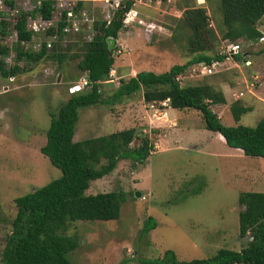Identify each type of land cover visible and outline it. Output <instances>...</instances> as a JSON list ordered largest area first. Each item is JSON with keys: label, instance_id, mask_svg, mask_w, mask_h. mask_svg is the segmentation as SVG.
Masks as SVG:
<instances>
[{"label": "rangeland", "instance_id": "374dc122", "mask_svg": "<svg viewBox=\"0 0 264 264\" xmlns=\"http://www.w3.org/2000/svg\"><path fill=\"white\" fill-rule=\"evenodd\" d=\"M186 1L182 0L185 4ZM191 1L198 5L197 0ZM199 1L211 15L210 26L218 30L222 23L217 1ZM167 5H173V1ZM156 11L162 13L152 8V12ZM165 11L161 17L156 16L157 12L139 16L146 22L168 27V34L150 35L138 24H134L141 29L137 35L130 36L122 29L121 37L131 40V47L116 46L114 58L128 55L132 61L144 57L162 59L152 67L157 72L187 61L190 56L184 33L188 31L183 32L172 8H169L171 13ZM257 26L264 34V16ZM70 39L66 44H80L75 37ZM239 39L240 49L251 56L252 69L264 82V42ZM220 40L214 43L211 54L216 55ZM68 53L73 54L74 50ZM78 60L67 58L59 65L55 59L46 58L27 65L12 78L0 75L3 82L0 90L7 83L6 89L10 91L0 93V257L10 221L16 213L14 198L61 175L40 147L46 141L49 113L56 112L69 96L67 88L73 81L70 79L79 80L83 76L77 67ZM140 64L137 63L141 68ZM147 66L151 67L146 64L144 70ZM226 66L220 73L204 76L191 65L182 78L183 85L209 83L222 91L244 89L246 95L240 101L251 110L237 122L229 111L228 96L229 104L211 105V108L226 125L254 126L264 116V101L260 99L264 95L258 78L255 82L250 68L238 62ZM117 75V71L113 72L108 76L109 81L100 84L102 102L78 109L74 140L135 127L148 133L154 147L145 162L134 164L130 159H120L112 172L90 182L86 193L121 188L126 199L117 219L76 220L68 225L66 233L78 239V246L69 254L70 260L73 264H147L144 261L162 259L167 249L173 250L178 260L208 258L219 248L240 250L248 237L239 236L238 212L242 205L238 203V194L250 190L264 192V158L244 155L241 149L223 144V137L207 129L194 108L169 109L170 119L152 128L149 119L154 122L157 119L146 108L141 89L113 99L119 85ZM251 83L257 84L252 87ZM150 129L158 130L153 133ZM138 143L139 138H135L131 145ZM137 191L140 196L136 195ZM149 216L154 217L156 226L142 234Z\"/></svg>", "mask_w": 264, "mask_h": 264}, {"label": "trees", "instance_id": "16d2710c", "mask_svg": "<svg viewBox=\"0 0 264 264\" xmlns=\"http://www.w3.org/2000/svg\"><path fill=\"white\" fill-rule=\"evenodd\" d=\"M52 0H42V11L50 12ZM130 7L131 0H125ZM155 2L157 0H150ZM166 2V0H159ZM182 1V0H181ZM221 12L222 26L218 30L210 26V13L207 8L194 1L187 0L178 24L187 29L184 41L190 58L184 63L173 64L163 72L138 71L134 76L119 79L113 99H120L137 90H142L143 100H163L170 98L175 109L194 108L199 111L207 129L219 133L231 149H241L244 155L264 158V116L254 126L235 124L226 125L212 111L211 105L219 106L225 102L224 94L209 83L183 85L178 75L198 61H210L222 58L213 55L214 43L218 39L238 38L256 42L262 36L258 21L264 16V0H216ZM215 2V0H214ZM216 3V4H217ZM122 11L117 12L111 22L104 27L100 23L90 42L55 44L51 50L40 49L37 52L19 50L17 60L23 66L6 69L0 63V75L7 78L15 76L31 63L43 59H55L59 65L67 58H79L77 67L88 79L85 90L69 93L67 99L56 112H50V123L46 130V141L40 147L41 153L51 164L61 171V175L39 188L14 198L16 213L10 221V231L6 234L1 252L0 264H73L69 254L78 246L76 236L68 235V225L76 220L109 221L120 215L121 205L126 199L123 189L106 192L86 193L90 182L112 172L120 159H130L133 163H143L151 154L154 144L148 133L135 127L116 130L106 135L74 140L78 109L95 105L103 101L100 84L108 80L114 65L113 46L108 50L106 38H117L123 28ZM0 23V32L3 24ZM19 39L30 37L25 30L24 20L16 24ZM173 32L172 36H175ZM17 49V46H15ZM74 50L69 55L70 50ZM2 52L7 47L0 45ZM63 50V51H62ZM249 56L245 51L236 56L242 60ZM253 63V60H252ZM258 76V84H263ZM253 76V75H252ZM70 80L77 81V77ZM257 83H255L256 85ZM254 85V86H255ZM246 95V92H245ZM229 106V111L237 122L241 115L251 110L240 99ZM209 99L210 101H206ZM146 126V125H145ZM155 128V127H152ZM158 129H150L157 132ZM139 138L137 145H131ZM238 203L242 209L238 212L240 237H248L240 250L219 248L208 258L178 260L173 250L167 249L162 259L144 261L147 264H264V192L242 191L238 194ZM156 226L153 216H149L142 228V234ZM252 237V239H249Z\"/></svg>", "mask_w": 264, "mask_h": 264}, {"label": "built area", "instance_id": "2783aa9c", "mask_svg": "<svg viewBox=\"0 0 264 264\" xmlns=\"http://www.w3.org/2000/svg\"><path fill=\"white\" fill-rule=\"evenodd\" d=\"M131 1L132 4L127 8L125 0H52L50 12L46 14L42 11V0H0V23L5 22L0 32V45L7 47L6 52L0 50V62L6 69L13 66L22 67L23 61L17 60L19 50L28 52H37L42 48L51 50L55 44H65L74 37L79 42H90L97 31L99 22H104V26H107L119 11H122L121 20L125 26L137 23L145 27L144 31L150 33L153 29L159 28L156 23L144 22L142 18L138 17L135 4H144L146 0ZM197 1L199 2V0ZM20 19L24 20L26 31L31 33L29 38L22 40L19 39L16 28ZM259 42H264V34L259 38ZM242 52L237 40L223 38L216 50V54L221 55L222 58L196 62L193 64V68L200 75L206 76L222 72L227 68L226 64L230 62L235 64L238 62L249 67L252 63L249 58L236 60V56ZM113 72L114 70H111L110 73ZM12 77L10 76V78ZM252 78L256 82L258 76L254 74ZM254 85L255 83H251L252 87ZM87 86L88 79L83 75L79 81L68 86V92L74 93ZM231 95L233 100L239 99L245 95V90L232 89ZM145 104L157 119V122L149 119L150 126L157 127L162 122L169 120L167 108L170 106V100L168 97L163 100H152Z\"/></svg>", "mask_w": 264, "mask_h": 264}, {"label": "crops", "instance_id": "0c3cea01", "mask_svg": "<svg viewBox=\"0 0 264 264\" xmlns=\"http://www.w3.org/2000/svg\"><path fill=\"white\" fill-rule=\"evenodd\" d=\"M170 1H173V5H171L172 7L167 5V3H169ZM170 1L166 0V2H161V1L157 0L155 2H152L150 0H146V3H144V4L143 3H136L135 7L138 10V17H140L139 16L140 14L148 16L150 14L156 13L157 11L156 12H152V8H156V10L162 12L161 14H159L158 12L156 13V16L161 17V16L164 15V12H166L165 9H167L169 11V8H172L173 16H177V18L179 19L181 17L182 12H183V10L185 9L186 6L184 5V3L181 0H170ZM141 4H143V5H141ZM150 7H152V8H150ZM169 13H171V12L169 11ZM144 22H146V21L144 20ZM134 24H137V23H130L128 26L123 25L122 29L125 30L124 33H127L130 36L137 35L138 34V30L141 31L142 26H141V29H139L138 27L134 26ZM156 24L159 26V28H156L157 30L155 29L154 31H152L150 33V35L153 34V33H154L153 35H156V36H164V34H168V33H166V30H169L168 27L164 26L161 23H156ZM162 28L165 31H162L161 30ZM121 30L118 33V37L115 39L114 46L115 47L116 46H120V47H123V48L128 47V46L131 47V40L121 37V34H122ZM122 39H123V41H122ZM249 58H250L251 61L253 60L251 57H249ZM148 60H150V61L148 62ZM161 60L162 59H158L157 60V59L152 58V57L147 59V57H144V58H141V59L139 58L136 61H132V58L127 55V56L118 58V60L114 58L113 69H114V72L115 71L118 72L117 78H118V83H119V79H122V78H126L127 79L129 77L134 76L138 71L144 70L146 64L151 66L150 67L151 69L147 66L148 68L145 71H153V72L159 73V72H157L155 70H152L153 69L152 67H156L157 65H159ZM138 62L142 63V64H140L141 68L137 65ZM252 66H253V63H252ZM129 67H130V69L128 71ZM123 70H125V73L123 72ZM185 72H186V70H185ZM193 78H195V77H193ZM0 83H3V82L0 81ZM6 84H3V87L0 90V93H3V92H7L8 93V92H10L9 89H6L7 88V86H5ZM10 90L12 91V89H10ZM231 91H232V89H223L222 92H223L224 96H226L225 103H228L226 101L227 100V96L230 98V101L232 100ZM261 98L264 101V97H261ZM222 105H227V104H222ZM170 109L172 110V109H175V108L171 107ZM168 115H169V109H168ZM174 124L176 125V122H174ZM218 134L219 133H217V136H218ZM219 136H220V138H222L221 135H219ZM221 140H222L223 144L226 145V143L224 142V139L222 138ZM155 148H156V145H155Z\"/></svg>", "mask_w": 264, "mask_h": 264}, {"label": "clouds", "instance_id": "9594fccd", "mask_svg": "<svg viewBox=\"0 0 264 264\" xmlns=\"http://www.w3.org/2000/svg\"><path fill=\"white\" fill-rule=\"evenodd\" d=\"M168 1H170V0H168ZM198 2V1H197ZM200 2V3H199ZM198 2V4H201V2L202 1H199ZM122 17V16H121ZM122 21V20H121ZM111 22V21H110ZM99 23H103V26H104V22H99ZM98 27V26H97ZM104 27H106V26H104ZM263 35V34H262ZM108 38H110V36H108L107 38H106V41H107V39ZM113 38V37H112ZM115 39V38H114ZM220 40V39H219ZM77 42H79V41H77ZM79 43H82V42H79ZM108 43V42H107ZM58 44H60V43H58ZM66 44V43H65ZM65 44H60V45H65ZM115 44V43H114ZM244 52V51H243ZM217 55V54H216ZM221 56V55H220ZM245 58H249L248 56H246ZM213 59H215V58H213ZM250 59V58H249ZM201 61H205V60H201ZM199 62V61H198ZM252 62V61H251ZM195 64V63H194ZM191 65H193V64H191ZM190 65V66H191ZM251 65H252V63H251ZM250 65V66H251ZM23 66V65H22ZM249 66V67H250ZM4 67V66H3ZM111 70H114L113 68L111 69ZM111 70H110V72H111ZM113 74V73H112ZM111 73H109V75H112ZM185 71H184V73H182V74H180V75H178V79H179V81H180V83H182L183 84V82H182V78L183 77H185ZM83 75H85V74H83ZM213 75H215V74H213ZM10 76H13V75H9L8 77H10ZM86 76V75H85ZM206 76H208V75H206ZM80 80V79H79ZM78 80V81H79ZM77 82V81H76ZM72 83H75V81L74 82H71L70 84H72ZM264 83V82H263ZM69 84V85H70ZM68 85V86H69ZM259 86V85H258ZM262 86V87H261ZM260 88H261V91H262V93H263V84H261L260 85ZM67 90H68V88H67ZM82 90H85V88L84 89H82ZM82 90H80V91H82ZM256 90V89H255ZM80 91H76V92H80ZM76 92H74V93H76ZM69 93V92H68ZM264 95V94H263ZM232 97V96H231ZM167 98V97H166ZM169 98V97H168ZM224 98L226 99V96H224ZM260 99L262 100V98L260 97ZM169 100H170V98H169ZM152 101V100H151ZM234 101H237V99L236 100H233V98H232V100L229 102V103H232V102H234ZM263 101V100H262ZM145 103H146V101H145ZM225 103V102H224ZM223 103V104H224ZM229 103H227V104H229ZM220 105H222V104H220ZM230 106V105H229ZM172 106H171V103H170V106L167 108V112H168V109H170ZM173 108V107H172ZM168 118L170 119V117H169V115H168Z\"/></svg>", "mask_w": 264, "mask_h": 264}, {"label": "water", "instance_id": "95a60500", "mask_svg": "<svg viewBox=\"0 0 264 264\" xmlns=\"http://www.w3.org/2000/svg\"><path fill=\"white\" fill-rule=\"evenodd\" d=\"M107 42H108V50L111 51L113 46H114V43H115V39L110 37L107 39ZM136 195L137 196H140V192H136ZM249 239H252V237H249Z\"/></svg>", "mask_w": 264, "mask_h": 264}, {"label": "flooded vegetation", "instance_id": "af4514ba", "mask_svg": "<svg viewBox=\"0 0 264 264\" xmlns=\"http://www.w3.org/2000/svg\"><path fill=\"white\" fill-rule=\"evenodd\" d=\"M1 64H3L2 62H0Z\"/></svg>", "mask_w": 264, "mask_h": 264}]
</instances>
